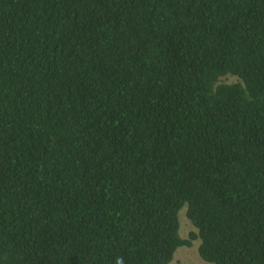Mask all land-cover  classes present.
<instances>
[{
  "label": "trees",
  "instance_id": "1",
  "mask_svg": "<svg viewBox=\"0 0 264 264\" xmlns=\"http://www.w3.org/2000/svg\"><path fill=\"white\" fill-rule=\"evenodd\" d=\"M194 241L264 264V0H0V264Z\"/></svg>",
  "mask_w": 264,
  "mask_h": 264
},
{
  "label": "rangeland",
  "instance_id": "2",
  "mask_svg": "<svg viewBox=\"0 0 264 264\" xmlns=\"http://www.w3.org/2000/svg\"><path fill=\"white\" fill-rule=\"evenodd\" d=\"M234 79V77H230L228 80ZM180 223V234L184 238L188 237L190 231L195 230L193 225L188 221L184 211H181ZM198 244L197 241H194L190 246L178 247L175 251L172 264H209L199 256Z\"/></svg>",
  "mask_w": 264,
  "mask_h": 264
},
{
  "label": "clouds",
  "instance_id": "3",
  "mask_svg": "<svg viewBox=\"0 0 264 264\" xmlns=\"http://www.w3.org/2000/svg\"><path fill=\"white\" fill-rule=\"evenodd\" d=\"M117 264H123V259L121 258V259L117 262Z\"/></svg>",
  "mask_w": 264,
  "mask_h": 264
}]
</instances>
